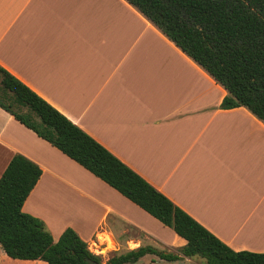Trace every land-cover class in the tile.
<instances>
[{"label":"crops","instance_id":"obj_1","mask_svg":"<svg viewBox=\"0 0 264 264\" xmlns=\"http://www.w3.org/2000/svg\"><path fill=\"white\" fill-rule=\"evenodd\" d=\"M0 67L232 250L264 253V123L222 109L226 89L127 0H0ZM17 154L43 170L23 211L55 241L70 227L103 264L182 256L185 239L0 107V179ZM0 264L47 263L0 248Z\"/></svg>","mask_w":264,"mask_h":264},{"label":"trees","instance_id":"obj_2","mask_svg":"<svg viewBox=\"0 0 264 264\" xmlns=\"http://www.w3.org/2000/svg\"><path fill=\"white\" fill-rule=\"evenodd\" d=\"M228 92L221 108L245 107L264 123V0H127ZM0 107L40 138L171 228L187 244L182 256L141 247L106 264H135L146 255L205 264H264V253L236 252L65 115L0 67ZM43 174L15 155L0 179V248L15 260L103 264L76 231L58 241L45 223L23 211Z\"/></svg>","mask_w":264,"mask_h":264},{"label":"rangeland","instance_id":"obj_3","mask_svg":"<svg viewBox=\"0 0 264 264\" xmlns=\"http://www.w3.org/2000/svg\"><path fill=\"white\" fill-rule=\"evenodd\" d=\"M46 229H47V228H46ZM92 253H93V252H92ZM95 255H97V254H95ZM196 262H197V263H200V264L205 263V261L202 260L201 258H196Z\"/></svg>","mask_w":264,"mask_h":264},{"label":"water","instance_id":"obj_4","mask_svg":"<svg viewBox=\"0 0 264 264\" xmlns=\"http://www.w3.org/2000/svg\"><path fill=\"white\" fill-rule=\"evenodd\" d=\"M92 264H98V263L94 262V263H92Z\"/></svg>","mask_w":264,"mask_h":264},{"label":"built area","instance_id":"obj_5","mask_svg":"<svg viewBox=\"0 0 264 264\" xmlns=\"http://www.w3.org/2000/svg\"><path fill=\"white\" fill-rule=\"evenodd\" d=\"M94 254V253H93Z\"/></svg>","mask_w":264,"mask_h":264}]
</instances>
